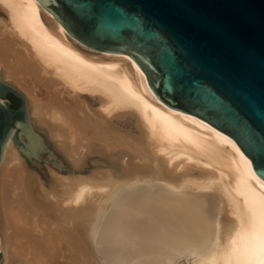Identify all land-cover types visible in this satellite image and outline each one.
<instances>
[{
	"label": "bare ground",
	"instance_id": "1",
	"mask_svg": "<svg viewBox=\"0 0 264 264\" xmlns=\"http://www.w3.org/2000/svg\"><path fill=\"white\" fill-rule=\"evenodd\" d=\"M0 80L24 98L28 153L42 130L69 162L51 157L45 187L8 139L0 264H264V180L130 56L84 45L37 0H0Z\"/></svg>",
	"mask_w": 264,
	"mask_h": 264
},
{
	"label": "water",
	"instance_id": "2",
	"mask_svg": "<svg viewBox=\"0 0 264 264\" xmlns=\"http://www.w3.org/2000/svg\"><path fill=\"white\" fill-rule=\"evenodd\" d=\"M37 1L84 45L130 56L159 100L233 138L264 180V0ZM27 130L22 94L0 80V161L8 139L31 155Z\"/></svg>",
	"mask_w": 264,
	"mask_h": 264
},
{
	"label": "rangeland",
	"instance_id": "3",
	"mask_svg": "<svg viewBox=\"0 0 264 264\" xmlns=\"http://www.w3.org/2000/svg\"><path fill=\"white\" fill-rule=\"evenodd\" d=\"M36 127L38 129H40V128L43 129L42 126H40V125L39 126L37 125ZM39 131L41 132V137H42L43 143H45L44 144L45 148L40 150L38 152L37 156H33V155L28 156V155L23 153L24 154L23 160H24L25 165H26L25 170H27V171L29 170V172L34 174V177L36 179L42 180V183L44 184L45 187H47V186L52 187L53 181H52V176L50 174L51 172H50L49 168L50 167L54 168L55 165H53V162L51 161V157L53 158V161H55L57 164H59L64 169L69 168V162L65 157H62L63 155L53 146L52 142L47 138V136L43 133V131L42 130H39ZM50 143H51V145H50ZM56 154H57V156L58 155H61V156L57 157ZM66 164H67V166H66ZM91 167H92V160L89 159L85 165L86 171L91 169ZM62 173H64V172H62Z\"/></svg>",
	"mask_w": 264,
	"mask_h": 264
},
{
	"label": "trees",
	"instance_id": "4",
	"mask_svg": "<svg viewBox=\"0 0 264 264\" xmlns=\"http://www.w3.org/2000/svg\"><path fill=\"white\" fill-rule=\"evenodd\" d=\"M13 106H17L16 103H14Z\"/></svg>",
	"mask_w": 264,
	"mask_h": 264
}]
</instances>
